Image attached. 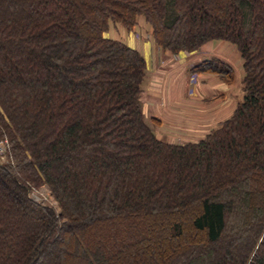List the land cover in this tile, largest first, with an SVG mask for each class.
<instances>
[{
	"label": "trees",
	"instance_id": "1",
	"mask_svg": "<svg viewBox=\"0 0 264 264\" xmlns=\"http://www.w3.org/2000/svg\"><path fill=\"white\" fill-rule=\"evenodd\" d=\"M139 15L169 52L240 50L243 99L205 138L146 122L145 59L105 35ZM0 139V264H264V0H0Z\"/></svg>",
	"mask_w": 264,
	"mask_h": 264
},
{
	"label": "crops",
	"instance_id": "2",
	"mask_svg": "<svg viewBox=\"0 0 264 264\" xmlns=\"http://www.w3.org/2000/svg\"><path fill=\"white\" fill-rule=\"evenodd\" d=\"M151 29L144 15H139L131 29L111 22L105 35L124 41L143 55L146 72L140 100L155 134L170 143L199 141L231 117L243 99L244 59L235 43L223 39L172 53L156 42ZM213 57L227 62L233 76L196 69L195 63ZM193 73H197L196 80Z\"/></svg>",
	"mask_w": 264,
	"mask_h": 264
},
{
	"label": "rangeland",
	"instance_id": "3",
	"mask_svg": "<svg viewBox=\"0 0 264 264\" xmlns=\"http://www.w3.org/2000/svg\"><path fill=\"white\" fill-rule=\"evenodd\" d=\"M138 31H139V29L137 28L136 33H139ZM1 140L2 139H0V144H1ZM0 160H5V158H2V156L0 155ZM30 196L33 199H35L36 201H40L42 203L52 205L57 210H59L58 202L54 198V196L52 195L49 187L46 184H42V185L38 186L37 188H33L32 191L30 192ZM120 264H127V261L120 262Z\"/></svg>",
	"mask_w": 264,
	"mask_h": 264
},
{
	"label": "built area",
	"instance_id": "4",
	"mask_svg": "<svg viewBox=\"0 0 264 264\" xmlns=\"http://www.w3.org/2000/svg\"><path fill=\"white\" fill-rule=\"evenodd\" d=\"M196 64V63H195ZM194 64V65H195ZM197 77V73H193V78L196 80ZM6 146H5V141L1 140V144H0V155L2 156V158H4L3 154L5 152ZM2 153V154H1Z\"/></svg>",
	"mask_w": 264,
	"mask_h": 264
}]
</instances>
